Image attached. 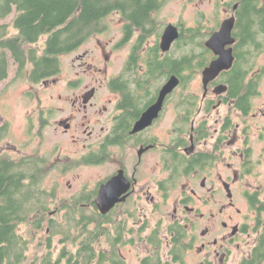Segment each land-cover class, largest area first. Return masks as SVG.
<instances>
[{
    "label": "flooded vegetation",
    "instance_id": "flooded-vegetation-1",
    "mask_svg": "<svg viewBox=\"0 0 264 264\" xmlns=\"http://www.w3.org/2000/svg\"><path fill=\"white\" fill-rule=\"evenodd\" d=\"M220 1L218 6L224 16L216 19L205 41V47L211 57L200 72L203 93L200 95L198 109H193L189 116L188 126L178 125L182 116L177 109L173 123V92L178 86L167 94L158 116L148 126L141 129L137 127L145 112L158 101L162 87L173 73L165 76L167 78L161 83L157 94L153 93L148 97L125 93L114 84L117 80H122V72L134 53L137 57L139 76L149 74V62L152 57L160 61L169 56L173 61V43L167 51H164L161 45L164 30L169 23L159 29V35L147 37L137 50L135 44L141 31L127 38L123 32L119 44L129 45L130 51L121 72L110 75L105 82L107 92L101 91L102 85H88L78 97L71 99L76 111L70 116H64L60 121L63 132L70 133L78 130V126L86 125V122L78 120V112L89 107H95L97 110L93 115L94 120L91 119L92 128L84 130L87 134L86 144L78 146V149L67 157L70 159V166L74 168L82 165L91 168L108 167V172L102 176L105 178L90 188L95 192L93 202L99 211L96 198L101 186L115 177L123 178L118 181L117 186L122 191L120 199H125L118 201L108 213H113L115 220L123 221L126 226L124 245L120 248H127L131 254L139 255V247L143 245L145 252L139 257L140 264H148L147 258H157L158 250L161 252L158 258L163 262L186 264V255L194 250H200L202 254L208 253L209 256L211 245L216 247L215 255L222 261L221 264H228L233 255L232 246L237 243V247L241 248V241L252 240V243L247 244L250 247L248 253L245 254L246 250H243V256L238 257V264H244L245 260L254 258L255 249L264 239V189L245 190L242 185H238L244 178L254 175L259 167L264 166V127L257 126L260 119L264 120V101H256L260 97L262 83L261 78L258 80L253 77L261 72L262 68L264 73V66L254 72L250 76L252 78L246 80L245 84L248 85L252 81L257 86V92L250 94L246 110L239 105V97L229 95L230 85L224 75L231 69L223 70L209 81L207 88L205 87L204 70L218 57L207 47L206 42L221 28L222 22L233 15L234 54L238 43L234 30L239 18L237 11L240 3L238 0L234 4L226 0ZM159 80L149 78V83L155 84ZM50 81L54 82L55 79L50 77L42 82L47 84ZM221 84L226 85L227 90L217 94L215 88ZM69 85L73 88L77 82ZM222 108H225V113L220 111ZM55 113L59 112H53L52 109L37 111L32 120L33 125L40 128L51 125ZM99 126L101 127L98 128ZM74 141L78 142V139L74 138ZM256 142L261 144L258 154H255L258 150ZM234 147L235 155L232 156L231 149ZM53 153L49 159H45L47 171L56 168L58 162L63 159ZM229 158L239 159V165L232 167L234 177L226 179L220 171V165ZM184 178L186 183H182ZM235 182H238L237 187L234 186ZM178 188L181 190L174 198L175 206L167 222L165 213L168 212H163L162 208L171 200L173 193L178 192ZM240 196L245 199L249 211H243L237 206L236 198ZM211 205H214L215 212L210 211ZM82 206L86 211L94 209L92 202ZM232 209H236L238 213L236 222L231 221L234 215H230L228 220L223 218L217 222L220 216L227 214L226 210ZM153 214L158 216L155 224L150 217ZM114 227L113 222L112 232L115 231ZM217 233L223 235L218 237ZM152 239L155 242L149 241ZM159 240L161 245L158 246L156 242ZM166 254L169 259L165 258ZM200 264L215 262L206 257ZM260 264H264V252L260 255Z\"/></svg>",
    "mask_w": 264,
    "mask_h": 264
},
{
    "label": "trees",
    "instance_id": "trees-1",
    "mask_svg": "<svg viewBox=\"0 0 264 264\" xmlns=\"http://www.w3.org/2000/svg\"><path fill=\"white\" fill-rule=\"evenodd\" d=\"M168 1L0 0V20L13 15L11 23L0 25V81L8 77L11 63L16 64L17 78L24 77L33 84L57 76L62 70L60 56L72 52L93 34L105 31L106 19L114 12L125 22L126 38L141 31L135 44L137 50L147 37L160 34L163 26L159 13ZM238 1L235 62L224 79L230 85L229 95L239 97V105L245 109L250 94L257 92L252 81L245 83L252 78L256 52L264 47V0ZM180 25V37L173 44V61L169 56L160 61L152 57L149 74L139 76L134 53L122 72V80L114 84L125 93L148 97L157 94L165 76L178 75L181 81L173 92L174 96L180 91L175 102L182 116L178 125L188 126L192 110L200 105V95L190 92L188 85L211 57L205 47L210 28L201 21L198 26L188 27L183 22ZM41 41L43 46L39 49L36 45ZM260 71L253 77L259 80L263 68ZM149 78L160 80L151 84ZM8 130V123L0 127V142ZM46 170V160L39 155L15 159L0 154V264H128L120 248L124 245V222L115 220L113 213H101L93 202L94 190L87 188L53 210L43 198H54L55 189L41 188ZM89 202L94 206L90 213L82 206ZM62 210H66L64 218L68 224L54 218ZM22 224L32 227V239L20 231ZM40 231L45 236L43 241L31 248ZM57 235H61L58 247L54 241ZM156 245H161V240ZM42 246L31 257L32 249ZM263 252L264 239L255 249L254 258L244 264H260ZM156 253L160 258L161 252ZM158 256L147 258L148 264L170 263Z\"/></svg>",
    "mask_w": 264,
    "mask_h": 264
},
{
    "label": "rangeland",
    "instance_id": "rangeland-1",
    "mask_svg": "<svg viewBox=\"0 0 264 264\" xmlns=\"http://www.w3.org/2000/svg\"><path fill=\"white\" fill-rule=\"evenodd\" d=\"M226 1L231 4L235 2V0ZM220 2V0H169L159 13L160 25L162 27L168 23H173L181 30V22L189 27L198 26L201 21L202 25L211 28L215 25V21L218 17L222 18L224 16L222 9H219L218 6ZM12 19L13 15L0 20V25L11 23ZM124 23L123 18L118 12L112 13L106 19L107 28L105 31L90 36V39L78 50L60 56L62 71L57 76L52 77L53 80L55 79L54 82L50 81L47 84H44V82L33 84L27 79H23L24 77L17 78V67L16 64L13 63L10 65L8 77L0 81V127H3L7 123L9 124L6 137L0 142V154H7L15 159L30 155H39L45 159H49L51 153L54 152L53 155L55 154V156L63 158L58 162L56 168L51 169V171H43L44 178L41 183V188L49 191L55 189L54 198L46 196L43 198L46 201L45 203L50 205L53 210H55L61 202L67 201L78 195L83 187L89 189L94 187L96 183L105 178L102 176L108 172V167L91 168L85 165L76 168L71 167L70 159L67 157L70 155L69 153L72 154L75 149H78V146L82 147L86 144L85 137L87 134L84 130L92 128L91 119L94 120L93 115L96 114L95 111H97L94 109L95 107L82 109L81 112H78V120H80V122H86V125L78 126V130L65 133L63 132V128L60 127V121L64 116H70L76 111L72 105L71 99L78 97L86 87L88 88V85H102L101 91L107 92L105 82H107L110 75L121 72L130 51L129 45L126 44L124 46L123 44H119L123 38ZM36 46L39 49L42 48V41ZM261 49L262 50L257 51L254 56L255 63H253L250 74L259 71L264 66V47ZM107 56L108 58H106ZM74 81L77 82V85L70 88L72 86L69 84ZM261 83V94L260 97L256 99L259 103L264 101V73L261 76ZM188 90L198 95L203 93L202 74L200 72L195 75L194 79L189 83ZM179 93L180 91L173 96V123L177 115L175 102L179 97ZM45 109H52L53 112L58 111L59 113L53 115L51 119L52 123L49 126L40 128L39 126L33 125L32 120L34 119L33 117L37 115V111ZM220 111L222 113L226 112L225 108L220 109ZM259 121L260 123L257 126L264 127V120L260 119ZM100 127L101 126L98 128ZM259 130L260 129H258L257 132H259ZM74 138H77L78 142H75ZM255 144L258 149L255 154H258L261 144L258 142ZM234 150H236V147L231 149L232 156L235 155ZM238 165L239 159L229 158L220 165V171L225 178L228 179L229 177H234V169H232V167L236 168ZM68 168L69 170H67ZM46 174L48 175L45 176ZM182 183H186L185 178ZM237 183L235 182L234 186L237 187ZM238 185H242V189L245 190H263L264 166L259 167L254 175L244 178ZM182 187L183 184L181 185V188ZM181 188H178V192L175 194L173 193L171 200L163 205V212H168L165 213L168 217V219H166L167 222L175 206L174 203L176 200H174V198L179 194ZM262 197L264 198V191L262 192ZM236 203L243 211H249L245 199H242L241 196L236 198ZM90 211L91 210L87 212L90 213ZM210 211H216L214 205L210 206ZM65 212L66 210L58 211L54 218L68 224L69 222L64 218ZM226 212L227 214L225 213L223 216H220L217 222L223 218L228 220L230 215H234L233 219H231L232 222L237 221L236 216H238V213L236 209L226 210ZM150 217L153 218L151 221L155 224L158 220V216L153 214L150 215ZM20 231L30 239L33 238L34 234L32 232V227H29L27 224H22ZM222 235L223 233H217L216 236L220 237ZM36 237L37 238H35L31 244V248L39 241H43L45 236L43 232L40 231L37 233ZM60 239L61 235L54 237L57 247L59 246ZM250 243H252V240L241 241V248L237 247V243L234 244L232 246L233 255L228 264H238V257L243 254V250H246L245 254L248 253L250 247H248L247 244ZM42 248L43 246L41 248L32 249L31 257L35 254L36 250H42ZM139 249V253L142 254L145 252L143 245H141ZM121 251L129 264H140L139 257L141 254H131L128 252L127 248L122 247ZM215 253L216 247L214 245H211L209 256L208 253L202 254L200 250H194L186 255V264H200L206 257L214 260L215 264H221L222 261L218 259ZM165 258L169 259L167 254ZM169 264L173 263L170 262Z\"/></svg>",
    "mask_w": 264,
    "mask_h": 264
},
{
    "label": "water",
    "instance_id": "water-1",
    "mask_svg": "<svg viewBox=\"0 0 264 264\" xmlns=\"http://www.w3.org/2000/svg\"><path fill=\"white\" fill-rule=\"evenodd\" d=\"M237 5L235 6V8ZM235 25V16L226 18L222 24L221 28L215 31L211 38L206 42L208 48H210L218 57L214 59L210 66L204 70L205 76V87H208V83L211 79L216 78L223 70H229L233 67L235 62L234 48L233 44L235 38L233 37V28ZM180 28L169 23L162 36V48L167 51L171 48L172 43L180 37ZM180 78L178 75H172L169 80L165 83L160 91V96L158 101L150 107L144 114V116L139 121L137 127L140 129L148 126L152 120L158 116L161 110L164 100L170 92L174 91L180 84ZM227 90V86L221 84L215 88L217 94L223 93ZM122 177H115L107 183L101 186L98 197L96 198V203L101 211V213H108L111 208L120 200H124L125 197L120 199L122 194L121 189L118 188L117 183L121 181Z\"/></svg>",
    "mask_w": 264,
    "mask_h": 264
}]
</instances>
